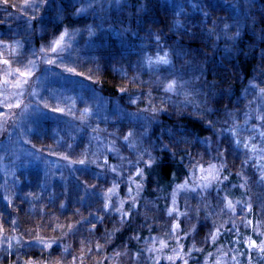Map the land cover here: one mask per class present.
Listing matches in <instances>:
<instances>
[{"label": "rangeland", "instance_id": "1", "mask_svg": "<svg viewBox=\"0 0 264 264\" xmlns=\"http://www.w3.org/2000/svg\"><path fill=\"white\" fill-rule=\"evenodd\" d=\"M220 2H230V5L222 11ZM24 3L11 6L9 10L12 11L4 7L0 14L1 18L3 12L6 13L0 19L4 21L0 28V41H3L0 58L10 61V66L0 64V102L7 100L14 105L11 109L0 108V264L44 259L48 253L45 251L42 255L41 245L36 243L38 238L57 241L59 253L51 252L49 259L61 261V264H72L73 256H84L83 264H155L156 260L159 264H170L166 257L173 254L172 249L180 247L189 261L190 252L205 245L214 228L227 229L228 233L248 228L245 207L220 192L221 184L227 186L223 176L229 175H233L234 187L245 195L244 203L251 202L254 207L256 239L258 243L264 241V180L260 179L264 168L257 167L264 165V159H261L264 153H252L244 148L245 142L249 147L252 144L258 148L264 146V138L260 136V132H264V120L257 119L264 116V94L260 93V89H264V78L263 83L258 84V78L264 77V41L261 46L257 45L256 39L263 36L257 20L253 25V21L249 23L248 30L255 36V42H247L243 49L249 50V56H258L259 74L254 72L240 96L223 104L216 100L225 93L218 87L217 73L213 71L211 77H206L199 60L189 58L180 49L173 51L170 44L161 39V29H151L138 17L143 13L149 15L158 8L171 15L173 28L178 29L188 27V23L190 25L198 18L212 17L214 8H218L224 20H233L230 28H234L239 13L244 21H249L251 7L243 0H134L132 9L130 0H122V8L109 7L107 0H101L104 10L96 9L101 18H94L93 11L89 10L75 19L72 16L80 4H73V0H51L50 6L43 7L44 14H38L41 8L35 13L37 34L31 38L32 28L28 23L33 22L30 19L32 11L25 12ZM193 4L199 6L193 7ZM61 7L63 12L57 19ZM18 11L28 14L25 24L19 14H15ZM88 25L93 26L94 36L90 37L86 31ZM64 28L70 33L73 29L80 31L65 38L57 55L46 46ZM171 32L174 38L181 39L175 29ZM227 32L224 26L220 30L222 36ZM156 36L160 37L159 43ZM112 41L120 47L110 58L115 72L125 76L131 84H141L140 88H123L118 97L104 96L93 85V69L101 62L99 57H105L102 52ZM243 42L240 33L235 44ZM41 47H45L44 52L40 51ZM223 48L220 59L234 52L230 44ZM255 48H258L257 52ZM158 52L160 55L167 52L171 65L156 69L145 63L147 56L155 59ZM17 59L23 63H17ZM48 59L54 63L47 64ZM16 68L32 72L28 82L19 88L13 86L18 78ZM68 68L74 71L69 72ZM9 72L12 75H7ZM172 73L183 75L189 96L164 92L163 85L172 78ZM5 80L12 83L5 85ZM238 82L241 84L242 79L238 78ZM148 93H151V103L165 109L151 123L138 121L131 115L140 114L149 106ZM17 103L20 108L15 107ZM215 103L220 106L213 111ZM54 108L63 111H53ZM186 108L190 109L189 115L209 128L207 136L183 133L181 129L173 132L169 126H162L175 111ZM145 126L147 137L140 135ZM129 130L137 133L130 138L137 145V152L141 149L151 151L153 145L157 148L168 145L169 153H176L174 157L171 155L172 158L183 164L187 171L182 183L173 187L166 197L160 212L149 200H141L133 192L131 196L128 194L131 175L135 173L129 161L136 160V152L123 140ZM236 140L241 143L237 145ZM113 147L116 151H110ZM152 155L160 158V151H153ZM143 159H148L146 154ZM210 163L219 169L222 182L212 179L209 183ZM194 165H203L206 171L201 172ZM113 167L115 173L111 170ZM199 176L204 178L199 179ZM114 184L118 187L109 194L108 189ZM193 188L197 191L193 192ZM133 197L135 207L130 208ZM109 198L117 206L123 204L125 210L130 209L131 217L121 222L114 209L105 212L103 204ZM172 208L177 211L169 214ZM195 209H199L198 216ZM131 219L138 225L136 228L145 231L143 237L137 235L138 239H134L132 235V240L128 238L132 246L114 245V241L107 242L103 238L104 226H120ZM88 221L95 223L96 228L93 229ZM173 224L179 225L175 233L171 232ZM81 241L91 247L92 252L84 255L81 248L85 245ZM160 241L168 247L157 251L162 247ZM97 243L101 245L99 252L95 249ZM64 247L70 254L62 256ZM220 259L222 264H241L226 257ZM77 264H80L79 260ZM175 264H182V260L177 259ZM189 264L202 263L189 261Z\"/></svg>", "mask_w": 264, "mask_h": 264}, {"label": "trees", "instance_id": "2", "mask_svg": "<svg viewBox=\"0 0 264 264\" xmlns=\"http://www.w3.org/2000/svg\"><path fill=\"white\" fill-rule=\"evenodd\" d=\"M24 1L25 0H7V6L3 3V0H0V6L1 4L3 5V7H0V14L2 11L1 9L4 7H9L8 11H12V9L9 10L12 5L22 4ZM130 2L132 6L131 8L133 9L134 0H130ZM136 5L137 3L135 6ZM229 5L230 2H220L222 11H224ZM43 7L44 5L41 4V9L38 14L41 12L44 14L45 11H43ZM251 8L252 10L249 9V12L251 13L252 17H248L249 21H244L245 19L241 17L242 14L239 13L240 16L235 21V27L228 29V32L224 36L220 34V30L223 26L225 27V24L232 25L233 20H224V15L223 13H219L218 8H214L215 11L212 17H208L205 20L198 18V20L190 22V25L188 23V27L178 29L175 27L173 28V18L171 15L167 11H163L158 8L153 9L149 15L147 13H143L142 16L140 14L138 17L140 16V19L144 21L143 24L149 26L151 29L156 31L161 29L159 32L162 35L161 39L166 40L170 44L171 48H173V51L176 48L180 49L184 55H189V58L195 60L196 62L199 60L198 64L203 66L206 77H211L213 71L217 73V79L219 81L218 87L220 86L221 90H224L225 93H223L216 100H218L217 102L224 104L230 102L234 97L240 94L247 81L253 78L254 72L259 74V72H257L260 68L258 56H249V50H245L246 48L243 49V45L245 44L244 46H246L247 42H255V36L248 33L250 25L249 23L253 21V25L255 23V19L257 20L256 23H258L257 25L259 27V31L263 33V36H261L259 40L256 39L257 45L261 46L264 41V0H251ZM134 10H136V8ZM4 14L6 13L3 12L2 17H4ZM15 14H19V17L24 20V24L26 19L29 17L27 13L21 14L19 11ZM2 17L0 19H3ZM72 17L79 19V16L76 15H73ZM236 22H239V30L240 33L243 34L244 38V42L237 45L235 44L238 38V36L235 37L237 32ZM0 24V28L4 26V22ZM28 24L32 28V38L37 34V31L35 32L37 29V23L36 21H33L32 23ZM174 29L180 35V40H177L178 38L173 37V33L171 31H174ZM228 37H235L236 40H234V38L228 39ZM130 41L131 40L129 39L128 42ZM228 44L233 47L232 49H234V52H229L220 59L219 54L221 50H223V47H226ZM235 48H237V51H235ZM118 49H120V47L117 45L116 41L109 43L107 49L103 50L102 52L105 54V57H99L101 62L93 69L95 74V83H93V85L104 96L109 95L111 97H118L123 88H140L141 85L138 83L131 84V82H129L125 76L117 74L113 69L110 58L112 57L114 51ZM241 49L243 50L242 53L239 52ZM254 51L257 52L258 48H255ZM262 59L264 60V56ZM238 78L242 79L241 84L238 82ZM263 78V76H261L260 79L258 78L259 86L263 83ZM141 98L144 99L145 96ZM219 106L220 105L215 103L212 110H216L219 108ZM167 107L168 106H166V109ZM189 114L190 109L188 108L185 110L178 109L174 112L172 117L165 120V123H163L162 126H169L173 132H176L177 129H181L183 133H196L201 137L207 136L209 128H207V126H205L201 120L192 117ZM139 167L143 170V176L138 177L135 175V173H133L131 175L129 186H131L130 188L132 189V192L135 193L138 198L144 201L149 200V203L151 202L153 205H155V209L159 210L160 212L166 197L173 187H176L182 183L184 180V174H186L187 171L183 164L178 162L175 158H172L171 153H165L161 151L158 163H156L151 169H146L145 165L142 163L139 165ZM203 178L204 177L199 176V179ZM226 183L227 186L229 185L230 187L226 189L227 186L221 184L220 192L222 191L226 198H230L232 201H234V203H237V205L245 207L246 214L244 217L248 228L245 230L238 228L232 233H228L227 229L219 230V233L217 234V240L215 242H212L209 239L208 234L207 243L200 247L199 251L194 250L190 252L188 257L189 261L193 263L199 262L202 264H214L217 258L226 257L234 262L238 261L241 264H264V253H261L258 248H249L247 244L249 239L257 241L255 235L256 224L254 217V207L251 206V211L247 210V206L252 204L251 202H248L247 204L244 203L243 198L245 195L240 193L239 190L234 187L235 182L233 180V175L228 176ZM137 184L141 185L140 189L136 188ZM175 211L177 210L172 208L171 214ZM128 221L129 220L121 223L120 226H104L105 228L103 232H105H102L104 236L102 237L106 239L107 242L114 241V245H117L116 243H120V246H132L131 243H128L131 239L130 236L134 235L136 237L138 235L139 237H143L145 231L136 228L138 225H135V222L132 223V219L129 222ZM129 237L130 239H128ZM257 244L259 245L260 242H257ZM51 252L53 254L59 253V249L56 244L53 246ZM225 253L227 255H225ZM233 257L235 259H233Z\"/></svg>", "mask_w": 264, "mask_h": 264}, {"label": "snow or ice", "instance_id": "3", "mask_svg": "<svg viewBox=\"0 0 264 264\" xmlns=\"http://www.w3.org/2000/svg\"><path fill=\"white\" fill-rule=\"evenodd\" d=\"M243 2L248 6L251 7V0H243ZM3 3L5 5H7V0H3ZM51 0H25V3L23 5V9L26 12L28 9H31L32 11V15L30 16L31 20H36L37 17L35 15V13L40 9L41 4H43L45 7L50 6ZM107 3L109 5V7H111L112 5L118 6V7H123L122 5V0H107ZM73 4H80L81 7L76 8L75 12L73 13V15L76 16H80L83 15L85 13H87L89 10L93 11V15L94 18H101L99 12L96 11L97 8H99L101 11L104 10V3H101V0H73ZM193 7H198L199 5L197 4H193ZM12 7H16L15 5H12ZM143 9H138V11H141ZM182 10V9H181ZM63 12V8L61 7L60 9H58L57 11V19L60 18L61 14ZM205 16H207V13H204ZM4 21H0V23H3ZM178 23V22H177ZM97 27H99V25H97ZM231 25L225 24V31H227L228 29H230ZM78 29H73L72 33L69 32L68 28H64L58 37L54 38L46 47L54 54L58 55V50L60 48L63 47V41L65 40V38L69 35H76L79 34ZM86 31L89 33V36H94L95 35V31L93 29L92 25H88L86 28ZM240 34V30H239V22H237V32H236V36H239ZM234 37H228V39H233ZM156 41L157 43H159L160 41V37L156 36ZM0 44H3V41H0ZM41 52L45 51V47H41L40 49ZM33 55H35V53H33ZM17 63H23L21 60L17 59L16 61ZM31 63V61H30ZM47 64H52L54 63L53 60L48 59L46 61ZM145 63L150 67V68H156L158 69L159 66L161 65H171V60L169 59V55L167 52H164L163 55H160L159 52L157 53V56L155 59H153V57L151 56H147L145 58ZM0 64H3L5 66H10V61L8 59H2L0 58ZM67 71L72 72L74 71L71 68H68ZM7 75H12V73H7ZM15 75L18 77L15 81V83L13 84L14 87L19 88L22 84H26L28 82V78L32 75L31 70H21V68H16L15 69ZM135 80V78H134ZM9 83H12V81L9 80H5L4 84L7 85ZM186 81L183 79V75L180 73H172V78L170 80L167 81V83H165L163 85V89L164 92L167 93H172L174 95H180V94H184L186 97L190 95L189 92L185 91V85H186ZM260 93L264 94V89H260ZM148 97H149V106L145 109L141 110L140 114H131L133 116H135V118L139 121V120H143L145 122L151 123L154 118L156 117V115L160 112L165 111V109L162 108H157L153 103H151V93H148ZM132 103H136V100L133 99ZM13 104L11 102H8L7 100L0 102V108H8L11 109L13 108ZM16 108H20L21 105L19 103L15 104ZM45 108L48 107L47 103H45L44 105ZM53 111H57V112H62V109L59 108H54L52 109ZM144 112H148L149 115L145 116L143 115ZM2 114V113H0ZM257 119L260 120H264V116H258ZM137 133L135 130H129V132L127 134H125L123 136V140L124 142L127 144V146L132 149L134 152H136V160L135 161H129L130 166L134 169L135 171V175L138 177H142L143 176V170L139 167V165L141 163H143L145 165L146 169H151L156 163H158L159 158L158 157H154L152 155L153 151H161V152H165V153H169L171 150L169 149L168 145H162L161 147L157 148L156 146H151V151L149 149H141L137 152V145L135 143H133L130 138L136 136ZM141 136H145L147 137L148 135V129L145 126L144 127V131L142 133H140ZM169 135H171L169 133ZM233 135H236L235 132H233ZM260 136L261 138H264V132H260ZM177 143H179V141H177ZM235 143L237 145H239L241 143L240 140H236ZM244 148L248 151V152H252V153H264V146L261 147H257L256 144H252L251 147H249V144L247 142L244 143ZM110 151H116V149L113 147V149H110ZM147 155L148 159L144 160L143 157L144 155ZM171 155L174 157L176 155L175 152H171ZM190 155V154H189ZM121 159H124L123 157H120ZM261 159H264V156H261ZM81 164L84 163L83 160L80 161ZM105 164L108 163L107 159H105L104 161ZM194 167H198L199 171L204 172L206 171L203 167V165H194ZM257 167L259 168H264V165H257ZM112 172H116V169L113 167ZM208 171L210 172V176L207 178L209 180V183L211 182L212 179H215L218 183L222 182L220 180V175L219 173V169L217 168V166L215 164H209L208 165ZM261 180H264V175H261L260 177ZM223 180L227 181L228 177L227 176H223ZM118 187V185H113V188H109L108 189V193L109 194H113V189ZM204 187H207V184L204 185ZM241 187H243V185H241ZM137 189L141 188L140 184L136 185ZM193 192H196L197 189L193 188L192 189ZM132 193V189L129 188L128 190V194L129 196H131ZM61 207H63V205H61ZM131 207H135V197L132 198V204L130 205ZM228 207L231 208V202H228ZM114 209L115 213H117L120 218H121V222H123V220L125 218H130L131 217V210H124L123 208V204H120L119 206H117L110 198L108 200H106L103 204V210L105 212L109 211V209ZM248 211H251V205H248ZM197 214V216L199 215V209H195L194 210ZM171 214V213H169ZM185 216H187V213H184ZM100 220H103V217H99ZM89 223H92L91 221H88ZM16 222L13 221V224H15ZM179 227L178 224H173L171 227V232L175 233L176 229ZM92 228L95 229L96 225L95 223H92ZM72 226H69V231H72ZM195 229L193 228V231ZM219 233V228H214L212 231H210L209 233V239L212 242H215L217 240V234ZM134 239H138V237H133ZM153 242H155V238H153ZM36 243L41 245V253L43 255V253L45 251H47L48 255L46 257H44V259L42 260H33V259H29L27 261H23L22 264H61V261H55V262H51L50 261V257H51V250L53 249V246L57 243L56 240H52V241H44L41 239H37ZM161 243V249H157V251H161L163 248H167L168 244H166L164 241H160ZM177 243H179V241H177ZM82 245H85L84 241H81ZM248 247L251 249H256L258 248L259 251L261 253H264V241H261L260 244H257L256 240H252L249 239L247 241ZM85 247H87V245H85ZM85 247L81 248V252L84 253V255H87V253L92 252V248L91 247H87V252H85ZM95 249L97 252L101 251V245L99 243H97L95 245ZM197 251H199V249H197ZM173 254L172 255H168L166 257V259L170 262V264H175V261L177 259L182 260V264H189L188 259L184 258L183 255V248L180 247L178 249H172ZM66 254H70L69 253V249L67 247L63 248V252H62V256L66 255ZM117 255H120V253H117ZM211 255V254H209ZM225 255H227L225 253ZM18 261L20 260V258H17ZM233 259H235L233 257ZM77 260L80 261V264H83V260H84V256H73L72 259V264H77ZM155 264H159V260L155 261ZM214 264H222V260L220 258H217L214 262Z\"/></svg>", "mask_w": 264, "mask_h": 264}]
</instances>
